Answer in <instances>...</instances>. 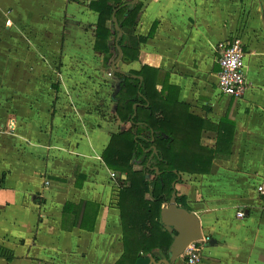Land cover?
Listing matches in <instances>:
<instances>
[{
	"label": "crops",
	"instance_id": "obj_1",
	"mask_svg": "<svg viewBox=\"0 0 264 264\" xmlns=\"http://www.w3.org/2000/svg\"><path fill=\"white\" fill-rule=\"evenodd\" d=\"M90 1L0 0V264H116L125 253L118 203L126 175L109 168L103 153L130 124L116 112L117 57L105 67L94 49L98 14ZM138 1L136 35L155 30L136 60L118 62L120 72L157 68V89L162 81L176 87L188 113L235 122L229 156L219 154L209 173L180 171L174 181L183 197L177 204L210 237L198 264H264L256 190L264 180V0ZM236 36L248 53L241 97L219 88V44ZM216 142L215 130L202 131L201 145ZM82 201L98 205L93 230L76 224L82 208L90 215L96 208ZM66 202L75 204L72 212ZM155 252L143 262L168 258ZM175 264H184L182 255Z\"/></svg>",
	"mask_w": 264,
	"mask_h": 264
},
{
	"label": "trees",
	"instance_id": "obj_2",
	"mask_svg": "<svg viewBox=\"0 0 264 264\" xmlns=\"http://www.w3.org/2000/svg\"><path fill=\"white\" fill-rule=\"evenodd\" d=\"M131 1L91 0L88 5L98 14L94 49L103 55L105 67L111 66L114 55L115 58L118 55V31L112 20L114 13L123 31L118 41L123 51L122 62L136 60L141 43L154 33L155 25L148 36L136 35L142 1L134 5ZM110 41H113L111 46ZM158 72L157 68L143 66L128 74L116 73L123 79L115 98L116 112L120 120L130 124L112 135L103 153L109 168L126 175V184L120 189L118 203L125 253L116 264H146L143 262L146 256L157 255L156 250L161 255H168L173 234L163 226L161 210L176 192L172 183L181 181L180 171L209 173L213 160L219 154L229 156L231 153L235 122L226 116L214 124L188 113L185 105L178 101L176 87L162 81V89H157ZM207 129L217 133L214 148L200 143L201 133ZM164 134L169 136L164 137ZM182 199V196L176 195L178 203ZM80 204L82 207L95 205L97 208L92 215L82 208L76 222L82 229L93 230L98 205L88 201ZM73 207L74 203L66 202L64 210L72 212Z\"/></svg>",
	"mask_w": 264,
	"mask_h": 264
},
{
	"label": "water",
	"instance_id": "obj_3",
	"mask_svg": "<svg viewBox=\"0 0 264 264\" xmlns=\"http://www.w3.org/2000/svg\"><path fill=\"white\" fill-rule=\"evenodd\" d=\"M137 0H132V5L136 3ZM112 20L114 22L115 29L118 31L116 36V46L118 49L117 58L112 62V73L111 75L116 79V89L114 92V96L119 92L121 88L122 79L116 75V72H120L117 64L122 59L123 51L119 46L118 41L123 36V31L118 23L115 13L112 16ZM113 44V41H110V45ZM123 72V71H121ZM124 73V72H123ZM141 79L140 76L134 75ZM135 114L137 105H134ZM164 137H168L169 135L164 134ZM154 141V139H153ZM154 151H156V147L154 146ZM175 172H177L175 170ZM176 185V182H173V186ZM161 222L165 229L170 233L176 232L173 237V241L168 249V258L161 259L156 261L154 258H151V263L154 264H175L177 259L184 253L187 246L203 236L200 219L199 217L192 211L187 210L184 207H181L177 204L176 201V192H173L170 201L166 206H164L161 210Z\"/></svg>",
	"mask_w": 264,
	"mask_h": 264
},
{
	"label": "built area",
	"instance_id": "obj_4",
	"mask_svg": "<svg viewBox=\"0 0 264 264\" xmlns=\"http://www.w3.org/2000/svg\"><path fill=\"white\" fill-rule=\"evenodd\" d=\"M219 88L226 95L241 97L248 89L246 79V58L247 50L244 42L239 37H233L219 44ZM112 176L116 173L112 172ZM257 193L264 206V180L256 187ZM238 216H244V212H238ZM210 241L209 236L203 235L202 238L191 242L185 249L183 256L184 264H198L201 260V251Z\"/></svg>",
	"mask_w": 264,
	"mask_h": 264
},
{
	"label": "rangeland",
	"instance_id": "obj_5",
	"mask_svg": "<svg viewBox=\"0 0 264 264\" xmlns=\"http://www.w3.org/2000/svg\"><path fill=\"white\" fill-rule=\"evenodd\" d=\"M89 27H90V25H89ZM52 56V55H51ZM56 60H58V56H53ZM55 60V64L56 63H59V60L58 61H56ZM54 61H52L51 63H53ZM52 68V67H51ZM54 68H57L56 66H54ZM121 68L122 69H127L124 65H121ZM114 89H115V83L113 82V81H111V85H109V87H108V89H107V94H105V97H107V99L105 98H103L102 99V101H103V103H99V107H100V109L103 111V108L104 107H106V101H108V99L110 100V98H111V94L113 93V91H114ZM96 94H99V92H95ZM105 102V103H104ZM110 105L108 106V108L110 109V107H111V109L114 107V103H113V101L111 100L110 102ZM111 112H109V114H110ZM111 116V115H110ZM122 126L124 127V126H126L125 124H122Z\"/></svg>",
	"mask_w": 264,
	"mask_h": 264
}]
</instances>
